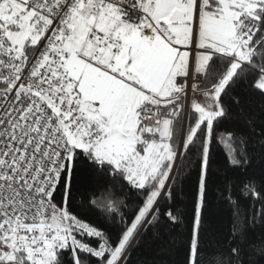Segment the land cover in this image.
<instances>
[{
  "label": "snow or ice",
  "instance_id": "6c2138e0",
  "mask_svg": "<svg viewBox=\"0 0 264 264\" xmlns=\"http://www.w3.org/2000/svg\"><path fill=\"white\" fill-rule=\"evenodd\" d=\"M258 227L264 0H0V264H264Z\"/></svg>",
  "mask_w": 264,
  "mask_h": 264
},
{
  "label": "trees",
  "instance_id": "16d2710c",
  "mask_svg": "<svg viewBox=\"0 0 264 264\" xmlns=\"http://www.w3.org/2000/svg\"><path fill=\"white\" fill-rule=\"evenodd\" d=\"M216 161L217 166L215 168V175L213 176L212 191L210 194L209 209L212 214L211 218L218 221L221 225L220 232H214L210 235L208 242L204 245V256L206 260H214L216 257L212 255L213 252L219 253L224 245V233L227 231L228 227V216H227V205L225 203L224 197L226 192L224 191L226 186H231L233 184H238L243 173L242 171H237L230 169L225 164V153L222 146H218L216 150ZM117 194L118 191H117ZM194 193L191 188L187 190L185 196L182 198V203L180 207L186 212L190 213L192 210V197ZM236 198L235 196L233 197ZM79 206V201L77 202ZM251 205L249 203L242 202V209H250ZM82 215L94 220L97 223L102 222V218L95 212L89 210L82 212ZM187 223V222H186ZM249 240L254 243L259 244L264 240V229L256 228L249 233ZM145 249H138L134 255V260H139L141 257L146 255Z\"/></svg>",
  "mask_w": 264,
  "mask_h": 264
}]
</instances>
